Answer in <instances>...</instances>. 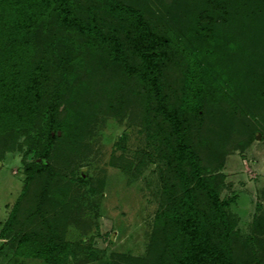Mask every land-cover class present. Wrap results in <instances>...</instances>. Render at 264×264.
<instances>
[{
  "label": "trees",
  "instance_id": "trees-1",
  "mask_svg": "<svg viewBox=\"0 0 264 264\" xmlns=\"http://www.w3.org/2000/svg\"><path fill=\"white\" fill-rule=\"evenodd\" d=\"M175 2L153 10L140 0H0V160L20 135L41 159L26 163L4 223L3 232L21 233L16 256L62 264L75 182L66 170L84 156L99 114L130 110L165 160L154 241L134 258L264 264L219 196L223 173L218 181L207 172L224 144L250 142L247 115L264 118V0ZM217 65L221 87L207 76Z\"/></svg>",
  "mask_w": 264,
  "mask_h": 264
},
{
  "label": "rangeland",
  "instance_id": "rangeland-1",
  "mask_svg": "<svg viewBox=\"0 0 264 264\" xmlns=\"http://www.w3.org/2000/svg\"><path fill=\"white\" fill-rule=\"evenodd\" d=\"M140 1L153 10H172L170 7L176 4V0ZM177 50L175 45L173 51ZM219 70L218 65L214 66L207 76L221 87L224 82L219 79ZM247 116L255 126L250 142L246 146L241 141L233 142L231 149L224 144L208 160L207 172L218 181L219 173H223L217 183L218 192L227 202L234 228L245 238L254 236V246L264 255V118ZM24 138L20 135L0 160V236H4L0 237V264H55L16 256L21 233L16 229L3 232L24 184L26 163L41 161L33 152H26ZM156 142L130 110L122 118L98 115L83 142L84 156L77 158L76 168L66 170L75 182L71 188L72 221L65 231L71 244L62 252V264H140L134 257L148 254L161 208V173L165 167V160L158 157ZM60 220L62 223L64 217L60 216Z\"/></svg>",
  "mask_w": 264,
  "mask_h": 264
},
{
  "label": "water",
  "instance_id": "water-1",
  "mask_svg": "<svg viewBox=\"0 0 264 264\" xmlns=\"http://www.w3.org/2000/svg\"><path fill=\"white\" fill-rule=\"evenodd\" d=\"M258 137H259V135H258Z\"/></svg>",
  "mask_w": 264,
  "mask_h": 264
}]
</instances>
